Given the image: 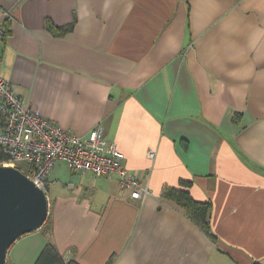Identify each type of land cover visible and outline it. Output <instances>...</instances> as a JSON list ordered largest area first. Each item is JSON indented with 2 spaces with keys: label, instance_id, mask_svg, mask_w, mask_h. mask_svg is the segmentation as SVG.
Masks as SVG:
<instances>
[{
  "label": "crops",
  "instance_id": "0c3cea01",
  "mask_svg": "<svg viewBox=\"0 0 264 264\" xmlns=\"http://www.w3.org/2000/svg\"><path fill=\"white\" fill-rule=\"evenodd\" d=\"M0 25L26 107L79 137L101 126L149 190L57 163L46 223L5 264L46 242L78 264H264V0H0ZM168 188L210 205L214 239Z\"/></svg>",
  "mask_w": 264,
  "mask_h": 264
},
{
  "label": "built area",
  "instance_id": "2783aa9c",
  "mask_svg": "<svg viewBox=\"0 0 264 264\" xmlns=\"http://www.w3.org/2000/svg\"><path fill=\"white\" fill-rule=\"evenodd\" d=\"M7 16V15H6ZM0 25V38L3 37ZM0 166H28L24 175L45 195L47 178L57 163L76 174L108 178L116 175L130 199L143 201L149 194L147 185L129 174L123 165L124 154L104 136L101 126L79 137L43 119L26 107L14 86L0 78ZM147 158L155 159L154 151Z\"/></svg>",
  "mask_w": 264,
  "mask_h": 264
},
{
  "label": "water",
  "instance_id": "95a60500",
  "mask_svg": "<svg viewBox=\"0 0 264 264\" xmlns=\"http://www.w3.org/2000/svg\"><path fill=\"white\" fill-rule=\"evenodd\" d=\"M47 214L45 193L17 168L0 166V264L16 240L41 228Z\"/></svg>",
  "mask_w": 264,
  "mask_h": 264
},
{
  "label": "trees",
  "instance_id": "16d2710c",
  "mask_svg": "<svg viewBox=\"0 0 264 264\" xmlns=\"http://www.w3.org/2000/svg\"><path fill=\"white\" fill-rule=\"evenodd\" d=\"M3 29V37L7 35V30L5 27ZM62 31L60 34H63ZM4 160L3 155L0 152V162ZM183 186H187V184L182 183ZM164 197L168 200L173 201L176 205L182 208L186 214V216L194 223L196 226L200 227L206 234L211 238L212 235L209 232V211L210 205L208 203H200L192 200L186 190H176V189H166L164 191ZM46 221L44 222V224ZM43 224V225H44ZM43 227V226H42ZM33 264H78L74 260L66 261L57 251L55 246L46 242L39 254L37 255ZM106 264H113L110 260Z\"/></svg>",
  "mask_w": 264,
  "mask_h": 264
},
{
  "label": "rangeland",
  "instance_id": "374dc122",
  "mask_svg": "<svg viewBox=\"0 0 264 264\" xmlns=\"http://www.w3.org/2000/svg\"><path fill=\"white\" fill-rule=\"evenodd\" d=\"M18 167H19V169H20V171H23V172H25L26 173V167H24V165H21V164H19L18 165ZM52 192L51 191H49V193H48V196H52ZM17 242V241H16ZM34 247L35 246H32V247H30V248H28L27 249V251H28V253L29 254H27V256H26V258H25V260H24V262H23V264H32L31 263V258H33L32 257V253L34 252ZM17 258H18V261L20 260V255L17 253ZM7 264H12V262L11 261H8V263ZM17 264H21L20 262H18Z\"/></svg>",
  "mask_w": 264,
  "mask_h": 264
}]
</instances>
